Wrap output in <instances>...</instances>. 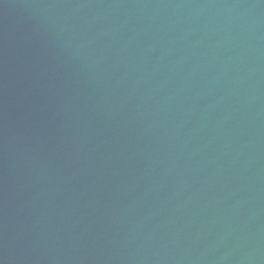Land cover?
Wrapping results in <instances>:
<instances>
[{
	"label": "water",
	"instance_id": "obj_1",
	"mask_svg": "<svg viewBox=\"0 0 264 264\" xmlns=\"http://www.w3.org/2000/svg\"><path fill=\"white\" fill-rule=\"evenodd\" d=\"M0 264H264V0H0Z\"/></svg>",
	"mask_w": 264,
	"mask_h": 264
}]
</instances>
